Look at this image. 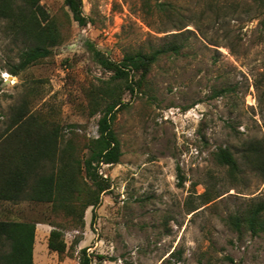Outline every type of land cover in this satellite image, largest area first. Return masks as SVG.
Listing matches in <instances>:
<instances>
[{"label":"rangeland","instance_id":"obj_1","mask_svg":"<svg viewBox=\"0 0 264 264\" xmlns=\"http://www.w3.org/2000/svg\"><path fill=\"white\" fill-rule=\"evenodd\" d=\"M159 1L172 2L176 12L149 13L143 0H83L89 22L81 26L65 0H41L63 39L17 75L9 68L26 45L0 17V133L28 95L32 111L77 136L83 152L100 118L90 114L87 93L110 76L88 43L116 61L172 41L186 44L182 55L153 65L144 90L125 95L114 123L123 155L101 165L111 188L86 209L84 227H73L50 203L0 202V218L37 222L34 264H81L82 249L92 264H264V232H239L229 223L252 200H264V176L245 164L232 176L215 157L230 147L241 161L244 143H264L261 12L253 0ZM223 88L230 90L214 96ZM53 224L64 230V253L48 247Z\"/></svg>","mask_w":264,"mask_h":264},{"label":"trees","instance_id":"obj_2","mask_svg":"<svg viewBox=\"0 0 264 264\" xmlns=\"http://www.w3.org/2000/svg\"><path fill=\"white\" fill-rule=\"evenodd\" d=\"M253 1L261 12L264 29V0ZM65 4L74 20L81 26L88 24L83 0H65ZM143 8L167 16L176 12L169 1L143 0ZM0 17L13 37L21 38L26 45L19 62L9 68L14 75L50 56L62 42L60 24L41 0H0ZM88 46L94 60L110 76L101 79L87 93L90 114H100V118L98 135L88 139L86 151L78 147L77 136H67L59 122L33 112L28 95L14 109L11 121L0 133V202L50 203L53 212L66 216L77 229L85 226L86 209L99 206L102 194L111 188L110 179L100 172L101 165L119 163L123 155L114 123L120 110L127 106L125 95L144 90L153 65L162 57L182 55L186 48L185 43L172 41L151 51L126 53L116 61L94 44L89 42ZM229 90H216L214 96ZM215 157L219 164L227 166L232 176L243 171L244 164L264 176L261 140L244 143L241 161L230 147H219ZM179 177L183 178L182 172ZM229 223L239 232L243 228L253 235L264 232V200H252L245 209L232 214ZM36 224L31 220L0 218V264H34ZM53 226L48 247L64 253L68 247L64 230L56 224ZM81 253V264H92L87 250L82 249Z\"/></svg>","mask_w":264,"mask_h":264},{"label":"crops","instance_id":"obj_3","mask_svg":"<svg viewBox=\"0 0 264 264\" xmlns=\"http://www.w3.org/2000/svg\"><path fill=\"white\" fill-rule=\"evenodd\" d=\"M5 202H8V201H5ZM11 202V201H10ZM3 203V202H2Z\"/></svg>","mask_w":264,"mask_h":264}]
</instances>
